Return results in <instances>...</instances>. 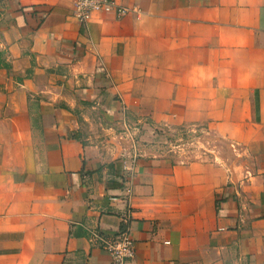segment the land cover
Segmentation results:
<instances>
[{
    "label": "crops",
    "instance_id": "obj_1",
    "mask_svg": "<svg viewBox=\"0 0 264 264\" xmlns=\"http://www.w3.org/2000/svg\"><path fill=\"white\" fill-rule=\"evenodd\" d=\"M108 1L0 7V264H110L123 226L128 264H264V0Z\"/></svg>",
    "mask_w": 264,
    "mask_h": 264
},
{
    "label": "rangeland",
    "instance_id": "obj_2",
    "mask_svg": "<svg viewBox=\"0 0 264 264\" xmlns=\"http://www.w3.org/2000/svg\"><path fill=\"white\" fill-rule=\"evenodd\" d=\"M4 0H0V7H4ZM135 140H138L140 134L133 135ZM152 140V142H149ZM150 150L152 148L159 153L160 159L165 162L173 163L180 162L187 157L188 152L205 151L213 148L211 136L206 134L202 127L178 128L174 130L164 129L156 131V136L148 135L145 140ZM154 141V142H153ZM146 143L144 142V146ZM222 152L228 153L229 148L222 145Z\"/></svg>",
    "mask_w": 264,
    "mask_h": 264
},
{
    "label": "built area",
    "instance_id": "obj_3",
    "mask_svg": "<svg viewBox=\"0 0 264 264\" xmlns=\"http://www.w3.org/2000/svg\"><path fill=\"white\" fill-rule=\"evenodd\" d=\"M112 5L108 0H76L74 17L79 22H84L92 12L109 11ZM126 12L124 9L117 11L118 16ZM94 239L108 253L110 264H128L133 258L134 247L128 226L121 227L113 236L95 233Z\"/></svg>",
    "mask_w": 264,
    "mask_h": 264
}]
</instances>
